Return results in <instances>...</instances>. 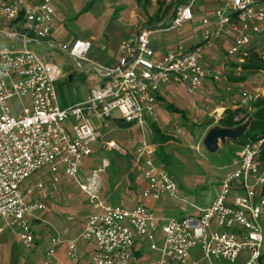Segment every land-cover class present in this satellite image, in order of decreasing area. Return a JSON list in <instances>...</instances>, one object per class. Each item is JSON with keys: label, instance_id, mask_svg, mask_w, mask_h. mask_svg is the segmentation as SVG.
Returning a JSON list of instances; mask_svg holds the SVG:
<instances>
[{"label": "built area", "instance_id": "obj_1", "mask_svg": "<svg viewBox=\"0 0 264 264\" xmlns=\"http://www.w3.org/2000/svg\"><path fill=\"white\" fill-rule=\"evenodd\" d=\"M196 1L182 2L167 26L158 30L192 21ZM54 21L52 0L0 2V38L11 42L10 47L0 46V235L16 229L23 243L31 245L36 236L30 218L35 220L36 212L48 209L47 200L67 178L96 210L77 238L65 240L67 254L76 264H82L81 241L93 243L84 264H201L191 254L197 243L204 253L201 261L207 264H264V161L259 157L263 140L239 146L225 166L213 201L191 204L198 215L159 216L146 202L180 198L179 184L161 161L160 144L153 139L161 89L175 83L184 84L190 93L197 91L212 76L205 59L223 39L229 41L228 59L244 63L254 41L264 35V0H225L201 20L198 41L162 55L151 43L153 30L139 27L121 41L117 61L110 65L89 57L94 38L60 41L53 34ZM55 50L89 72L91 81L89 93L66 107L59 105L56 82L67 74L53 59ZM260 96L258 90L243 89L235 107L252 114V104ZM242 119L241 114L235 117ZM113 121L133 125L142 134L129 169L143 177L146 188L133 207L107 204L101 198V173L110 166L106 159L90 174L82 173L83 160L93 154L95 143L130 156L113 139H106ZM166 131L180 135L183 127L174 119ZM39 171L44 173L42 180L28 184ZM69 231L66 227L52 237L45 264L52 262L61 235Z\"/></svg>", "mask_w": 264, "mask_h": 264}, {"label": "rangeland", "instance_id": "obj_2", "mask_svg": "<svg viewBox=\"0 0 264 264\" xmlns=\"http://www.w3.org/2000/svg\"><path fill=\"white\" fill-rule=\"evenodd\" d=\"M185 0H52L55 9V21L53 32L58 35L62 42H73L76 39L94 38V48L89 57L98 61H114L118 52L116 47L120 41L128 35L136 32L139 27L155 30L151 33L153 44L161 39L162 44L175 47L186 46L191 41L199 39L203 30L201 20L211 15L207 11L206 0H197L194 5L195 18L184 23L181 27L171 30H158L166 27L167 23L175 16L178 6ZM167 7H170L166 15ZM159 13V14H158ZM158 14V15H157ZM121 29L119 35L117 34ZM126 29V32H125ZM56 35V36H57ZM107 41V42H106ZM11 46V42L0 38V46ZM101 45H107L101 49ZM252 49L264 57V35L258 37ZM43 53L44 49L36 47ZM222 48L217 51V57H213L212 71L219 76V80H211L206 86L203 85L194 93L188 92L184 84L175 87L167 84L165 88L166 103L159 106V125L164 127L170 139L164 143V151L171 156L168 167L179 184V199L163 197L155 201L154 212L159 216L198 215L199 211L191 206H205L211 203L219 188L220 180L225 173V166L230 161L232 149L236 148L235 142L220 141L218 150L214 153L208 152L204 146V138L208 130L214 126H222L220 119L226 108H236L240 92L243 89L258 90L264 95V70L255 71L244 69L236 58L228 59ZM53 59L58 62L66 72L67 76L56 82L58 101L61 107L69 106L83 99L91 87L89 72L75 65L72 59L60 50L53 52ZM246 63V60L244 61ZM209 65V64H208ZM214 68V69H213ZM73 75V81L69 76ZM174 84V83H173ZM16 100H12V104ZM167 103L182 109L186 117L169 110ZM218 108V111L216 110ZM223 108V109H222ZM213 114L210 112H213ZM242 123L251 116V113L242 111ZM173 119H178L183 127L180 135L168 133L167 126ZM69 125V121L65 122ZM166 126V127H165ZM142 137L137 127L123 126L114 130L106 139H113L129 152V157L120 155L117 151H108L98 143L92 145L93 154L86 157L82 163V173H89L93 169L101 167L103 159L110 160V167L101 173L102 191L101 198L107 204L121 202L128 206L124 196L112 193L114 186L119 180L128 174L127 171L119 172L120 163L132 162V155ZM43 172L39 171L29 179L28 184L35 186L42 180ZM90 174V173H89ZM119 175V176H118ZM118 176V177H117ZM48 178L50 175L47 176ZM102 184V183H101ZM61 188L56 195L47 200L48 209L36 212V219L30 218L36 235V240L29 246L23 243L16 229L6 230L0 235V264H45L46 251L51 246V237L54 233L53 224L64 228L82 230L85 221L90 214L96 210L92 207L91 200L83 193L78 185L72 180L64 178L60 182ZM41 191L39 195H43ZM144 191V190H143ZM112 193V194H111ZM143 194L142 189L133 194ZM108 195V201L106 196ZM110 194V195H109ZM45 195V194H44ZM73 219L70 221L68 217ZM42 221V222H41ZM40 222V223H39ZM49 233L45 234L43 231ZM57 233H63L58 232ZM72 231L66 235H69ZM51 236V237H50ZM87 245V246H86ZM80 256L89 251L86 259L92 255L93 243L80 242ZM192 258L201 264L204 253L200 244L191 249ZM85 259V261H86ZM82 261L84 259H81ZM51 264H76L67 254V245H60L52 258Z\"/></svg>", "mask_w": 264, "mask_h": 264}, {"label": "crops", "instance_id": "obj_3", "mask_svg": "<svg viewBox=\"0 0 264 264\" xmlns=\"http://www.w3.org/2000/svg\"><path fill=\"white\" fill-rule=\"evenodd\" d=\"M2 0H0V2H1ZM225 0H206V4H207V7H208V9H207V11H209V13H211L212 14V12L214 11V9L215 8H217V6H219L220 4H222L223 2H224ZM196 4V3H195ZM55 24V23H54ZM120 31H121V29H119V32H118V34H117V31H116V33L115 34H110V35H119V33H120ZM153 31H155V30H153ZM125 32H126V29H125ZM53 34L56 36L57 34H55L54 32H53ZM129 36V35H128ZM57 38H58V35L56 36ZM90 38H95V37H90ZM96 39V38H95ZM200 39V38H199ZM199 39H197L196 41H198ZM195 41V39L193 40V41H191V43H189L188 45H192L193 43H195L196 42ZM107 42V41H106ZM120 43H121V41L118 43V45H117V47H116V50H117V52H118V54H117V56H116V58H115V60L114 61H111V62H108V61H106V65H110V64H113L115 61H117V58H118V56H119V46H120ZM151 43H152V45H153V47L155 48V51H156V53L158 54V55H162V54H164L165 52H167V51H169V50H171L173 47H170V46H166V44L164 45V44H162L161 43V39L159 38L158 39V41H157V43H155V44H153V42H152V40H151ZM229 46V41L228 40H226V39H223L222 41H220L218 44H217V48L216 49H214L213 51H211L209 54H208V56H207V58L205 59L206 60V62L205 63H207V64H209V66L211 67V66H213L214 64H213V60H212V58L214 57H217V51L218 50H220V47L222 48V50H223V52H221V53H224V55H225V50H226V48ZM106 48H107V45H106ZM101 62V61H100ZM102 63H103V61H102ZM214 69V68H213ZM214 75H216L213 71H212V76H210V77H207L206 79H205V82H204V84H205V86L208 84V83H210V81L212 80L213 81V76ZM70 77H72V79H71V81H73V75H70L69 76V78ZM170 85H174L175 87H178L179 85H182V84H173V83H171ZM166 86V85H165ZM165 86L161 89V92L159 93V103H158V108H159V106H160V103H166V97H164V96H166V95H169V93H166L167 92V89L165 88ZM89 93V92H88ZM87 93V94H88ZM168 104V103H167ZM66 107V106H65ZM166 107H167V105H166ZM223 109V108H222ZM182 110V109H181ZM217 111H218V108L216 109ZM174 120V119H173ZM123 126H127V125H125V124H122V123H117V122H115V121H113V122H111V130L108 132V135H109V133H111L112 131H114V130H119V128H122ZM158 126L162 129V130H164V127H162V126H160L159 125V123H158ZM127 127H134L133 125H130V126H127ZM166 127V126H165ZM168 127V126H167ZM105 159V158H104ZM106 163L107 162H109L110 163V160L108 159V158H106V161H105ZM110 165H111V163H110ZM127 165H128V168H129V164L128 163H126L125 162V164L124 163H120V165H119V172H123V171H125V169H126V171H127ZM110 167V166H109ZM125 171V172H126ZM126 174H127V172H126ZM119 176V175H118ZM117 176V177H118ZM121 177H123L121 180H119L118 182H117V184L114 186V188H113V190H112V193L114 194H118V191L125 197L124 198V200H125V205H126V202H128L127 204H128V206L127 207H133V206H135L136 204H137V202L138 201H141L142 200V195L141 194H133V193H135V192H138L139 191V189H142V192H143V190L146 188V182H145V180L143 179V177L140 175V174H138V173H131L130 172V169H128V174L126 175V176H124V175H122ZM64 179V178H63ZM101 182H102V178H101ZM102 185H103V182H102ZM103 189V188H102ZM102 189H101V191H102ZM111 193V194H112ZM107 195V194H106ZM110 195V194H109ZM108 199V195L106 196V201H108L107 200ZM147 202V204H149L150 206H155V202L154 201H152V200H147L146 201ZM120 204H122L121 202H119ZM73 219V217H71V216H69L68 217V220H72ZM42 222V221H41ZM40 223V222H39ZM64 225H66L67 226V224H64ZM61 226V227H57V226H55L54 224H53V226L51 227L52 228V230H53V234H52V237L53 236H55V234H57V231L58 232H61V231H63V229H64V227L65 226ZM76 227H74V229L71 227L70 228V232L72 231V233L69 235V237H67L66 235H61V238H62V243L60 244V245H62V244H66V242H65V240H67L68 238H77L78 237V235H79V233L82 231V230H77V229H75ZM83 229V228H82ZM49 231H50V229H48L47 230V232H45V231H43V233H45V234H47V233H49ZM62 234V233H61ZM36 236V235H35ZM51 237V236H50ZM52 237H51V239H52ZM36 240V239H35ZM79 244H80V242H79ZM59 245V246H60ZM58 246V247H59ZM87 246V245H86ZM57 247V248H58ZM93 249V248H92ZM91 249V250H92ZM89 251H90V249L87 251L86 249H85V252H84V254L82 255V258L81 259H84L83 261L81 260V262H82V264H84L85 263V259H86V256L88 255V253H89ZM54 261H52V263H53ZM51 264V263H50Z\"/></svg>", "mask_w": 264, "mask_h": 264}, {"label": "trees", "instance_id": "obj_4", "mask_svg": "<svg viewBox=\"0 0 264 264\" xmlns=\"http://www.w3.org/2000/svg\"><path fill=\"white\" fill-rule=\"evenodd\" d=\"M169 9L170 7H167L166 11L163 12L164 15L167 14ZM252 48L253 47H251L248 51V56L246 58L247 64L242 65V67L244 69H251L255 71L264 70V57L255 50H253ZM252 106L254 108V111L250 116L252 117L251 123L247 131L244 133V135L238 141L235 142L236 148H233L231 150L232 155L230 157H232L235 154V152L238 150L241 144L246 143L248 140H251L253 142H259L260 140H263L260 145L259 157L264 161V95L258 97V99L255 102H253ZM167 108L171 111L181 114L183 117H186L185 112L180 108L174 106L173 104L168 103ZM242 111L243 109L240 107L226 108L224 110V114L222 118L220 119L221 125L224 127H234L241 124L242 120L236 121L235 117L239 115ZM125 125L130 126V124H125ZM152 127L154 133L153 139L155 142H158L160 144L158 148V155L161 161L165 163L168 167L171 156L165 153L163 145L165 142H167L170 139V137H168L170 136V134H167L155 123L152 124Z\"/></svg>", "mask_w": 264, "mask_h": 264}, {"label": "water", "instance_id": "obj_5", "mask_svg": "<svg viewBox=\"0 0 264 264\" xmlns=\"http://www.w3.org/2000/svg\"><path fill=\"white\" fill-rule=\"evenodd\" d=\"M247 63H242L244 65ZM72 77L69 78L71 81ZM252 117H249L244 123L234 127L214 126L210 128L204 138V146L208 152L214 153L220 146V141L225 143L226 140L232 142L238 141L247 131Z\"/></svg>", "mask_w": 264, "mask_h": 264}]
</instances>
